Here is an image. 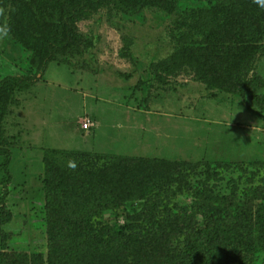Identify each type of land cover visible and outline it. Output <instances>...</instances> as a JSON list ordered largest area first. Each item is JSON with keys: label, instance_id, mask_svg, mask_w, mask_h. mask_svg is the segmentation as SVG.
Wrapping results in <instances>:
<instances>
[{"label": "rangeland", "instance_id": "374dc122", "mask_svg": "<svg viewBox=\"0 0 264 264\" xmlns=\"http://www.w3.org/2000/svg\"><path fill=\"white\" fill-rule=\"evenodd\" d=\"M18 2L26 11H6L0 22V211L13 214L3 225L7 252H47L45 153L62 149L116 165L148 160L172 175L156 194L104 213L120 239L103 264H189L192 240L216 226L238 230L246 246L236 239L209 246L211 238L205 250L227 264H264V118L239 92L162 66L174 52L180 6L205 1L132 13L108 0L73 34L57 37L65 46L53 51L52 34H40L57 24L58 8ZM211 18L191 17L206 29L217 26ZM257 46L253 68L264 79V41Z\"/></svg>", "mask_w": 264, "mask_h": 264}, {"label": "trees", "instance_id": "16d2710c", "mask_svg": "<svg viewBox=\"0 0 264 264\" xmlns=\"http://www.w3.org/2000/svg\"><path fill=\"white\" fill-rule=\"evenodd\" d=\"M106 1L108 0H39V3L46 5L45 8H58L57 24L54 27L47 25L40 34L42 38L46 32L52 34L47 47L52 51L62 50L65 45L57 42V37L61 34H73L76 30L75 23ZM109 1L132 13L146 7L176 9L184 2ZM194 1H205L207 5L197 9L186 6L181 9L180 6L181 13L171 28L175 42L174 52L162 62V66H171L177 71L183 68L191 70L208 87L239 92L248 107L264 118V79L253 68L257 45L264 41L261 20L253 16L259 11L260 5L254 0ZM21 9L22 5H19L18 0H0V22L6 11L24 12L25 9ZM28 14L36 23L35 15L30 11ZM202 14L212 17L211 20L217 26L206 29L202 19H191L193 15ZM221 18L224 20L219 23ZM21 26L22 23L19 28ZM38 44L43 45L41 41ZM137 161L139 160L122 159L116 165V162L102 154L62 149L46 151L43 191L47 213L44 218L51 225L47 235V252H7L9 234L4 231L3 225L13 214L2 205L0 264H103L104 255L120 239L117 226L106 222L104 213L111 207H125L130 201L146 199L173 180L172 175L166 174L156 163ZM109 162L114 163V166H109ZM147 163L148 166L143 165ZM4 193H7L6 189ZM1 202L4 204V198ZM258 220L264 227V216L261 215ZM207 239L211 240L209 246L219 244L222 239H236L238 244L246 246L238 230L216 226L202 231L192 240L186 251L189 264H227L219 259L217 252L203 248Z\"/></svg>", "mask_w": 264, "mask_h": 264}, {"label": "clouds", "instance_id": "9594fccd", "mask_svg": "<svg viewBox=\"0 0 264 264\" xmlns=\"http://www.w3.org/2000/svg\"><path fill=\"white\" fill-rule=\"evenodd\" d=\"M254 2L259 4L260 7L264 8V0H254Z\"/></svg>", "mask_w": 264, "mask_h": 264}, {"label": "built area", "instance_id": "2783aa9c", "mask_svg": "<svg viewBox=\"0 0 264 264\" xmlns=\"http://www.w3.org/2000/svg\"><path fill=\"white\" fill-rule=\"evenodd\" d=\"M84 127L85 128H88V123H84Z\"/></svg>", "mask_w": 264, "mask_h": 264}]
</instances>
